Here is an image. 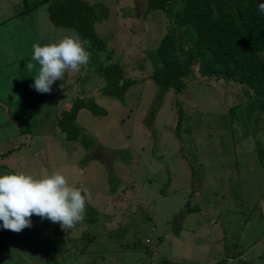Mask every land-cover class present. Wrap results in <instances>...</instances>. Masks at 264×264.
Returning a JSON list of instances; mask_svg holds the SVG:
<instances>
[{
  "label": "rangeland",
  "instance_id": "obj_1",
  "mask_svg": "<svg viewBox=\"0 0 264 264\" xmlns=\"http://www.w3.org/2000/svg\"><path fill=\"white\" fill-rule=\"evenodd\" d=\"M136 2L110 0L108 18L94 25L125 69L143 75L116 100L99 94L87 68L37 92L33 44L58 43L74 31L51 25L42 5L30 20L20 15L22 0H0V175L60 173L89 194L85 210L100 213L67 232L35 215L19 233L0 221V264H145L147 249L178 264H215L243 251L246 261L233 264H264V112L236 106L239 97L224 87L188 84L178 98L188 112L175 129L173 92L156 104L148 77L149 38L160 25L141 22ZM78 96L104 111L77 112L87 148L56 126L60 108ZM91 233L94 241L83 236Z\"/></svg>",
  "mask_w": 264,
  "mask_h": 264
},
{
  "label": "trees",
  "instance_id": "obj_2",
  "mask_svg": "<svg viewBox=\"0 0 264 264\" xmlns=\"http://www.w3.org/2000/svg\"><path fill=\"white\" fill-rule=\"evenodd\" d=\"M136 1L142 12L139 18L141 22H158L157 25H160L149 38L150 55L154 64L148 77L156 87V104L167 91L173 92L175 129L183 121V112H188L186 104L178 101L180 95L189 92L186 89L188 84L210 90L224 87V93L229 90V93H235L239 97L238 102L233 101L237 102L236 106L245 103V107L251 111L264 112V14L258 12V5L264 0ZM109 2L110 0H39L28 4L26 0H22L23 10L20 15L29 14L31 20V11L42 5L46 8L51 25L73 30L80 40L88 41L84 46L90 53V59L87 67L81 68L89 69V75L98 79L97 90L100 95L122 100L128 89L143 75L125 69L119 56L106 47L103 37L94 29L95 22L108 18L111 11ZM138 67L142 69L141 64ZM81 109H87L94 115L104 112L92 100L78 96L66 101L60 108L56 126L63 139L69 142L79 141L87 148L89 140L75 124L77 112ZM187 208L190 212L196 210L189 208L188 204ZM85 211L89 214L84 215L85 222L96 221L97 215H100L97 210L92 209V213ZM129 212L126 210L125 216H130ZM104 229L106 230L105 227ZM91 234L83 236L94 241L97 236ZM114 236L112 240L116 239ZM145 243L149 241L145 240ZM86 246L80 250L81 253L87 252ZM135 246L127 247L135 250ZM244 252L232 257H222L215 264H233L234 261L243 263L246 261ZM154 253L155 250H146L149 259L145 260V264H178L161 255L156 260Z\"/></svg>",
  "mask_w": 264,
  "mask_h": 264
},
{
  "label": "clouds",
  "instance_id": "obj_3",
  "mask_svg": "<svg viewBox=\"0 0 264 264\" xmlns=\"http://www.w3.org/2000/svg\"><path fill=\"white\" fill-rule=\"evenodd\" d=\"M258 12L264 14V2L258 5ZM88 43L66 36L58 43L33 44L32 60L39 69L32 87L39 93H50L54 82L64 80L66 73L80 71L90 59L84 46ZM26 68L31 72L36 65L29 62ZM87 199L90 196L82 187L70 184L60 173L39 179L24 173L0 175V221L4 229L14 233L31 228L33 215L59 223L67 232L85 218Z\"/></svg>",
  "mask_w": 264,
  "mask_h": 264
}]
</instances>
